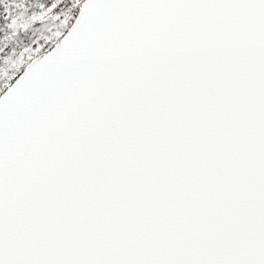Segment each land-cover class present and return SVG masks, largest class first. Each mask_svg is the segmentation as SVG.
<instances>
[{"label": "snow or ice", "instance_id": "snow-or-ice-1", "mask_svg": "<svg viewBox=\"0 0 264 264\" xmlns=\"http://www.w3.org/2000/svg\"><path fill=\"white\" fill-rule=\"evenodd\" d=\"M0 264H264V0H0Z\"/></svg>", "mask_w": 264, "mask_h": 264}]
</instances>
